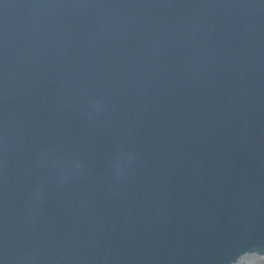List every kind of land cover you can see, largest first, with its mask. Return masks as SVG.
<instances>
[{"label": "water", "instance_id": "water-1", "mask_svg": "<svg viewBox=\"0 0 264 264\" xmlns=\"http://www.w3.org/2000/svg\"><path fill=\"white\" fill-rule=\"evenodd\" d=\"M251 252L264 0H0V264Z\"/></svg>", "mask_w": 264, "mask_h": 264}, {"label": "rangeland", "instance_id": "rangeland-1", "mask_svg": "<svg viewBox=\"0 0 264 264\" xmlns=\"http://www.w3.org/2000/svg\"><path fill=\"white\" fill-rule=\"evenodd\" d=\"M249 264H264V258L261 259V260H258V261H255V262L249 263Z\"/></svg>", "mask_w": 264, "mask_h": 264}]
</instances>
